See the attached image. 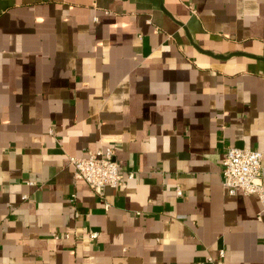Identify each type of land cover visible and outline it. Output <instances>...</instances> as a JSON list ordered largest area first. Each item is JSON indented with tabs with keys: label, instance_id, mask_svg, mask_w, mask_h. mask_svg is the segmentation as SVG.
<instances>
[{
	"label": "crops",
	"instance_id": "0c3cea01",
	"mask_svg": "<svg viewBox=\"0 0 264 264\" xmlns=\"http://www.w3.org/2000/svg\"><path fill=\"white\" fill-rule=\"evenodd\" d=\"M234 146L264 168V0H0V264H264ZM105 147L139 178L99 194Z\"/></svg>",
	"mask_w": 264,
	"mask_h": 264
},
{
	"label": "built area",
	"instance_id": "2783aa9c",
	"mask_svg": "<svg viewBox=\"0 0 264 264\" xmlns=\"http://www.w3.org/2000/svg\"><path fill=\"white\" fill-rule=\"evenodd\" d=\"M77 180H83L97 193L103 194L107 187H121L130 179H138V172L123 173L112 147L90 151L84 156H69ZM223 185L230 194L238 189L245 194H255L264 203L263 152L257 149L230 147L223 162ZM182 194L181 190H178ZM26 198V196L24 197ZM75 195H73L74 200ZM68 236L69 233H65ZM92 238L98 236L92 232ZM224 251H221V255Z\"/></svg>",
	"mask_w": 264,
	"mask_h": 264
}]
</instances>
